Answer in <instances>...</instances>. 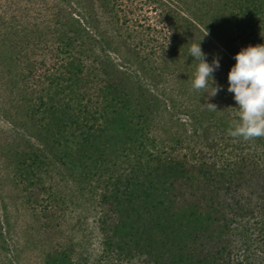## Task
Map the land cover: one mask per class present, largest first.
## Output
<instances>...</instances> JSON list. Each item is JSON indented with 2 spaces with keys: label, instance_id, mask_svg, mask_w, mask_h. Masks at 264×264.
Returning a JSON list of instances; mask_svg holds the SVG:
<instances>
[{
  "label": "trees",
  "instance_id": "16d2710c",
  "mask_svg": "<svg viewBox=\"0 0 264 264\" xmlns=\"http://www.w3.org/2000/svg\"><path fill=\"white\" fill-rule=\"evenodd\" d=\"M57 1L33 17L37 0H0V162L26 203L47 223L96 209L106 264H264V139L228 135V74L264 44V0L177 3L168 30L130 25L137 0ZM200 41L220 59L212 98L191 89Z\"/></svg>",
  "mask_w": 264,
  "mask_h": 264
},
{
  "label": "rangeland",
  "instance_id": "374dc122",
  "mask_svg": "<svg viewBox=\"0 0 264 264\" xmlns=\"http://www.w3.org/2000/svg\"><path fill=\"white\" fill-rule=\"evenodd\" d=\"M37 1L39 5L35 4L34 8L28 5L33 17L42 14L39 9L41 4L43 9H47L44 11L58 4L57 0ZM190 1L137 0L134 2L137 5L131 7L133 10L126 18L133 27L139 20V24L145 25V28L150 24L151 29L164 26L168 30L173 24L174 5ZM20 6H24V3ZM10 126L8 120L0 118V138L9 144L12 138L6 131ZM8 164L0 162V264H45L49 255L64 247L69 249L70 258L57 260L58 264H106V260L101 258L96 209L84 214L72 207L64 215L56 214L55 220L47 223L45 214L39 211L41 205L30 207L26 203L25 191L14 180ZM256 192L252 193L253 196H257ZM47 195L48 192L43 196ZM234 240L235 244L238 243L237 238ZM128 264L152 263L144 257H136Z\"/></svg>",
  "mask_w": 264,
  "mask_h": 264
},
{
  "label": "clouds",
  "instance_id": "9594fccd",
  "mask_svg": "<svg viewBox=\"0 0 264 264\" xmlns=\"http://www.w3.org/2000/svg\"><path fill=\"white\" fill-rule=\"evenodd\" d=\"M261 36L264 37L262 32ZM201 41L189 47V56L198 61L190 77L191 89L212 98L222 90L213 76L220 67V59L214 57L209 63ZM234 58L236 63L228 74V92L233 94L238 107L234 108L235 118L229 121L228 135L245 142L264 139V44L242 48ZM202 106L208 111H218V106L211 102Z\"/></svg>",
  "mask_w": 264,
  "mask_h": 264
}]
</instances>
